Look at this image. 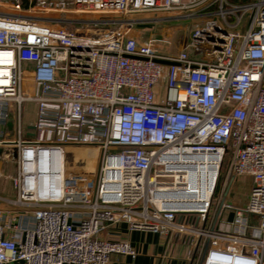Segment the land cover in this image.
<instances>
[{
	"label": "built area",
	"instance_id": "obj_1",
	"mask_svg": "<svg viewBox=\"0 0 264 264\" xmlns=\"http://www.w3.org/2000/svg\"><path fill=\"white\" fill-rule=\"evenodd\" d=\"M26 1L112 19L88 22L105 26L90 35L0 12V147L17 166L0 264L135 259L113 239L122 225L190 244L192 264H264V0ZM171 19L196 21L190 39L137 30ZM85 148L93 171L72 163Z\"/></svg>",
	"mask_w": 264,
	"mask_h": 264
},
{
	"label": "rangeland",
	"instance_id": "obj_2",
	"mask_svg": "<svg viewBox=\"0 0 264 264\" xmlns=\"http://www.w3.org/2000/svg\"><path fill=\"white\" fill-rule=\"evenodd\" d=\"M236 4H244L251 2L253 0H230ZM17 2L23 3V0H2L0 2V12L5 14H12L18 16H39L42 18L48 19H60L67 22H64V26L77 30L83 34L93 35L100 30H103L105 26L99 25L98 23L94 25H89L88 22L93 21H104L105 19H112V16H103V15H73L68 13H54V12H40L37 10H27L23 6H19ZM142 21H147V19H151L150 17H139ZM69 21V22H68ZM195 20L185 19V20H174L171 19L165 21L155 22L153 20H149L148 24L141 25L137 28L138 32L144 36H150L153 34H159L162 32H166L165 34L172 39L175 43H183V38L186 36L187 39H190V29L187 31L188 27L193 26ZM161 93L164 95L166 88L163 84L159 86ZM23 115H24V126L28 127L30 124L34 123L36 120V106L33 104H25L23 106ZM13 148L11 147H0V195L1 196H14V187H13V179L17 173V166L15 162V154L13 153ZM82 150V151H80ZM78 149L72 151V163L76 158L79 161V156L82 159L85 157L88 159L85 154H87L88 149ZM113 151V150H110ZM77 153V154H76ZM91 157V156H90ZM81 159V158H80ZM91 163H88V165ZM94 165L96 163L94 162ZM87 166V163L84 164ZM93 171V170H92ZM249 182L247 178L241 179L238 183H236L233 187V191L231 193L230 199L234 201L236 205H241L245 200L247 189H245V185ZM232 219V218H231Z\"/></svg>",
	"mask_w": 264,
	"mask_h": 264
},
{
	"label": "crops",
	"instance_id": "obj_3",
	"mask_svg": "<svg viewBox=\"0 0 264 264\" xmlns=\"http://www.w3.org/2000/svg\"><path fill=\"white\" fill-rule=\"evenodd\" d=\"M16 196L14 187V196L0 195V198L14 200ZM0 205H4L1 200ZM117 232L118 235L113 236V239L129 241L136 251L137 257L133 259L127 256L114 255L111 257L110 264H192L189 260L192 247L181 240L169 236L162 237L145 231H131L127 225L120 226Z\"/></svg>",
	"mask_w": 264,
	"mask_h": 264
},
{
	"label": "bare ground",
	"instance_id": "obj_4",
	"mask_svg": "<svg viewBox=\"0 0 264 264\" xmlns=\"http://www.w3.org/2000/svg\"><path fill=\"white\" fill-rule=\"evenodd\" d=\"M80 151H82V150H80ZM77 154V153H76ZM85 156H89L88 157V159H90L91 161L89 162V163H91V164H89L87 167H85V169L87 170V171H92V170H94L95 169V166L96 165H94V162L96 163V159H97V152H94V151H87V154H85ZM91 156V157H90Z\"/></svg>",
	"mask_w": 264,
	"mask_h": 264
},
{
	"label": "trees",
	"instance_id": "obj_5",
	"mask_svg": "<svg viewBox=\"0 0 264 264\" xmlns=\"http://www.w3.org/2000/svg\"><path fill=\"white\" fill-rule=\"evenodd\" d=\"M28 4H29L28 1L24 0V5H23V7H24V8H28Z\"/></svg>",
	"mask_w": 264,
	"mask_h": 264
}]
</instances>
